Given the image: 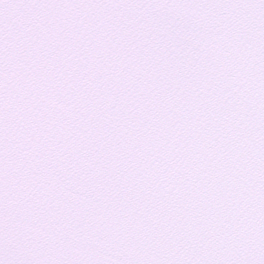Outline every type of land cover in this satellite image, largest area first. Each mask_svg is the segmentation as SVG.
Listing matches in <instances>:
<instances>
[{
    "label": "snow or ice",
    "instance_id": "6c2138e0",
    "mask_svg": "<svg viewBox=\"0 0 264 264\" xmlns=\"http://www.w3.org/2000/svg\"><path fill=\"white\" fill-rule=\"evenodd\" d=\"M0 264H264V0H0Z\"/></svg>",
    "mask_w": 264,
    "mask_h": 264
}]
</instances>
